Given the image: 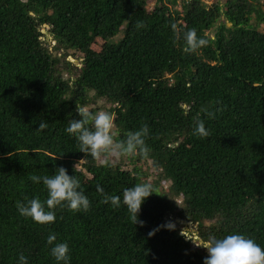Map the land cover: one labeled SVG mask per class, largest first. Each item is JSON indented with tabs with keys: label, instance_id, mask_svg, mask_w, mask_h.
<instances>
[{
	"label": "trees",
	"instance_id": "16d2710c",
	"mask_svg": "<svg viewBox=\"0 0 264 264\" xmlns=\"http://www.w3.org/2000/svg\"><path fill=\"white\" fill-rule=\"evenodd\" d=\"M150 1L0 0V264L21 253L28 264H55L49 233L68 243L70 264H203V245L229 234L264 248V0H155L148 9ZM172 25L207 44L186 51ZM94 37L105 42L99 52ZM52 39L77 54L76 79L69 61L60 69L50 54ZM77 101L112 113L117 141L148 125V156L131 157L132 171L79 152L65 131L80 118ZM41 120L48 127L37 131ZM196 121L207 136L192 134ZM58 167L76 175L88 211L57 208L45 226L21 216L17 201L47 196L29 176ZM145 182L154 194L139 213L143 226L97 191L122 197ZM176 218L197 224L200 246ZM170 221L174 230L160 228Z\"/></svg>",
	"mask_w": 264,
	"mask_h": 264
},
{
	"label": "clouds",
	"instance_id": "9594fccd",
	"mask_svg": "<svg viewBox=\"0 0 264 264\" xmlns=\"http://www.w3.org/2000/svg\"><path fill=\"white\" fill-rule=\"evenodd\" d=\"M134 27L139 30L144 25L138 21ZM172 28L175 39H182L186 44V51L196 52L207 44V40L198 37L194 29L177 35L176 26L172 25ZM76 113L80 118L71 119L65 131L75 139L79 152L84 153L85 156L120 158L134 157L139 154L141 157H147L150 153V148L146 144V138L149 135L148 125L145 124L136 131H129L124 139L117 141L114 139L116 134L112 113L104 110L91 112L86 104L78 101L76 102ZM207 115L213 118L214 113L208 112ZM47 127L46 121L41 120L36 130L43 131ZM192 134L199 137L208 135L203 121L195 122ZM29 179L34 184L42 182L47 196L44 200L34 197L17 201L16 208L21 216L45 226L55 221L57 208H66L73 213L88 211L90 202L80 181L76 175L70 176L65 168H56L52 175H30ZM152 189L153 186L150 183H138L131 188H125L121 197L105 194L103 188L97 186V191L104 197L102 203H110L114 208L120 207L121 204L125 205L135 225L139 223L141 226H143V221L139 220V213L145 201L154 194ZM175 227L176 225L171 221L160 226L167 230H174ZM159 230L157 228L150 231L148 236H154ZM190 239H193L192 236ZM46 243L55 264H70V249L67 242H58L56 235L49 233ZM204 248L207 249L208 256L203 264H264V248L252 238L242 234H229L219 239L214 236L210 237ZM17 264H28L27 258L22 253L18 255Z\"/></svg>",
	"mask_w": 264,
	"mask_h": 264
},
{
	"label": "rangeland",
	"instance_id": "374dc122",
	"mask_svg": "<svg viewBox=\"0 0 264 264\" xmlns=\"http://www.w3.org/2000/svg\"><path fill=\"white\" fill-rule=\"evenodd\" d=\"M214 0H211L209 3L211 4ZM208 3V4H209ZM209 4V5H210ZM262 28L264 30V24L262 25ZM124 30H122V32L117 35V37L114 38V43H118L124 33H123ZM50 41V40H49ZM104 40L99 38V37H94L93 40H92V49L96 52H99L103 45H104ZM56 41H54L53 39L47 44V48L50 52V54L54 57V58H58L57 61H58V65L61 67L60 69H63V67L65 66V64L69 61L71 63V65L73 67H71L72 71L70 73H67L69 75H71L72 73L73 74H76V77L75 79L79 76V73H78V67H79V60H78V56L77 54H75V52L73 51H70L68 52L67 50L65 51L63 48H58L56 46ZM112 161L114 163H121L124 168L128 169V170H134V164H132L131 160L132 158L131 157H120V158H117V157H111ZM149 165H150V162L147 163V165H142L141 166V171H150L149 169ZM78 169L80 172H83V169L80 165H78ZM140 169V167H139ZM84 184L86 185H92L93 182L91 180V178L89 176L85 177L84 179ZM169 217V216H168ZM175 221H178V219L176 218ZM209 223L208 222H205V225H208ZM174 225H176L174 223ZM179 227V226H178ZM180 230H181V234L182 235H189L192 236V240L190 239V237L187 238L188 241H190L191 245L194 246V248H197L198 246H200L202 244V242L200 243V238L198 237V232H197V224L195 223H180ZM207 245V243H205L203 246L205 247ZM205 249V252L208 254V251L206 248Z\"/></svg>",
	"mask_w": 264,
	"mask_h": 264
},
{
	"label": "built area",
	"instance_id": "2783aa9c",
	"mask_svg": "<svg viewBox=\"0 0 264 264\" xmlns=\"http://www.w3.org/2000/svg\"><path fill=\"white\" fill-rule=\"evenodd\" d=\"M179 1H183V0H179ZM154 3H155V0H151V1L147 4V8H148V9L152 8L153 5H154ZM169 218L173 220V217H172V216H169ZM180 223L182 224V223H184V222H183V221H180ZM187 223H190V222H187ZM183 236H184V235H183ZM185 237H186V239H187V238L190 237V236H189V235H185Z\"/></svg>",
	"mask_w": 264,
	"mask_h": 264
}]
</instances>
